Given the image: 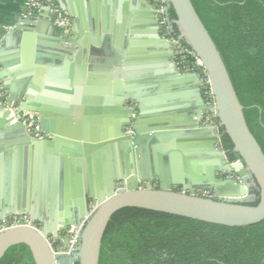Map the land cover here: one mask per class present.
I'll list each match as a JSON object with an SVG mask.
<instances>
[{
    "label": "water",
    "instance_id": "obj_1",
    "mask_svg": "<svg viewBox=\"0 0 264 264\" xmlns=\"http://www.w3.org/2000/svg\"><path fill=\"white\" fill-rule=\"evenodd\" d=\"M121 1L115 0L110 16L108 11L99 9L97 0H56L59 8L73 19L71 30H78L79 36L75 35L73 41L53 31L47 37L37 35L42 55L50 58L48 66L57 65L64 73L79 68L77 94L82 91L81 80L87 73L105 82L113 79L108 86L114 96L108 98L107 105L114 106L107 110L112 115L107 130L88 125L90 111L99 114L101 109L87 105V100L81 98L71 104L65 102L47 122L49 112L44 105L48 100L42 94L45 86L53 83L48 76L40 78L44 69H35L33 77V69L17 67L16 77L10 80L0 71V81L10 99L33 111L40 127H45L51 137L31 136L22 123H10L8 112L1 108L0 133L4 132L7 138L27 140L34 147H47L48 154L56 151L53 146H58L61 161L48 157L45 169L50 172L51 162H55L54 183L64 185L53 195L52 203L44 202L39 210L31 203L34 195L22 190L0 202V222L9 216H26L29 222L0 231V259L9 247L22 243L29 248L35 264H98L102 237L111 215L128 206L228 226L250 225L264 219V153L246 124L243 106L226 66L191 0H167L166 18L172 33L201 59L215 105L208 106L203 100L204 107L191 112L187 130L175 128L160 113L145 106L151 86L144 77L151 61L158 55L163 60L173 56L171 43L161 35L155 5L147 0ZM20 24H34L38 28L36 20L21 19ZM17 28L10 34H15ZM49 28H54L50 22ZM24 36L23 33L21 43ZM5 39L0 41V50ZM152 42L163 43L156 46L158 55L153 53V57L148 45ZM166 48L169 53L163 52ZM13 61L17 66V55ZM121 75L132 77L131 84L125 80L122 85ZM68 84L69 81L64 82L60 88L66 89ZM198 89L200 93L199 86ZM129 100L136 102L135 108L126 106ZM74 111V117H70ZM207 111L216 112L222 133H215L212 124L205 121ZM54 117L57 126L53 124ZM198 133L202 134L200 141L195 139ZM222 134L230 138L240 158L227 159L226 152L218 146ZM186 146L201 154L199 165L185 155ZM74 165L80 177L72 189ZM81 220L84 223L75 255L53 252L48 232L57 236L58 231L78 226Z\"/></svg>",
    "mask_w": 264,
    "mask_h": 264
},
{
    "label": "trees",
    "instance_id": "obj_2",
    "mask_svg": "<svg viewBox=\"0 0 264 264\" xmlns=\"http://www.w3.org/2000/svg\"><path fill=\"white\" fill-rule=\"evenodd\" d=\"M191 2L222 57L246 124L264 153V0ZM170 15L175 18L172 9ZM220 145L229 161L240 158L226 134ZM0 264L35 262L29 248L20 243L7 249ZM98 264H264V219L228 226L123 207L106 226Z\"/></svg>",
    "mask_w": 264,
    "mask_h": 264
},
{
    "label": "crops",
    "instance_id": "obj_3",
    "mask_svg": "<svg viewBox=\"0 0 264 264\" xmlns=\"http://www.w3.org/2000/svg\"><path fill=\"white\" fill-rule=\"evenodd\" d=\"M28 1L29 0H0V41L6 38L5 46L1 47L2 49L0 50V71L5 72L6 78L10 80L11 77H16L14 71H16L17 67V69H33V77L35 75V69H44V73L41 74L40 78L44 79L48 76L51 78V83H53L51 86H45L44 93L42 94L43 97L48 100V104L44 105V108L48 109L47 111L49 112L47 122L51 116L57 114L58 108L63 107L65 102L71 104L74 99L81 98L87 100V105L98 106L101 109L99 114L96 113V111H90L87 115L91 118V121L87 122L88 125H93V127L96 125L98 130H107L111 125L110 118L112 116L108 114L107 110L114 106L113 104L110 106L109 104L107 105L109 101L108 98L114 96L110 89L108 90V86L113 82V79H110L109 82H105L87 73L83 75L84 79L81 80L82 91L77 94V92H75V90H77L75 81L78 79L77 70H79V68L75 67L64 73L60 71V68H56L57 65L54 67L48 66L47 62L50 61V58L47 55H42V51L40 50L42 47L37 43V35L40 34L43 38L50 34L53 35V32L54 34L56 32L62 33L65 39L67 38L68 40L75 41L77 37L75 35L79 36L78 30L74 32L71 30L73 23L68 30L49 28V21L46 18V13H44L42 17L36 19L38 25L37 30V26L34 24L19 25V20L23 19V15L26 12ZM114 2L115 0H97L99 9L101 11H108L110 16ZM121 2L124 1L122 0ZM129 2L130 1H128V3ZM121 8L123 10L125 7ZM16 27H18L15 30L16 33L10 34ZM23 33L25 34L23 39L24 42L21 43L20 39ZM160 44L161 42H152L148 44L151 46L149 47L151 57H153V53L155 56L158 55L157 51L159 50L158 47L156 50V46ZM62 45L67 48L66 43ZM163 52L169 53L170 50L166 48ZM14 55L18 57L17 66L13 61ZM151 62L152 66L144 77L151 86V93H147L145 97V106L153 113H160L162 118H166V121L174 124L176 126L175 128L187 130V128H189L188 124L190 123L191 112L196 109L200 111V109L204 107L203 98L198 89V78L193 73L183 71L174 54L171 57H166L165 60L161 59L158 55L155 57V60ZM51 68H56L55 71L50 72L52 74L49 73L50 70H53ZM131 78L121 75L119 81L124 85L125 80L129 83L132 82ZM68 81L70 84L67 85L66 89L60 88L64 82L67 83ZM6 91L9 96L7 89ZM95 102L98 103L95 104ZM82 106L85 105L82 104ZM75 113V111L72 112L70 117H74ZM36 119L39 120L38 116H36ZM71 121H73V119H71ZM64 122H68L71 125L69 121ZM80 122L82 127H84V120ZM46 123L44 124L46 128H48V124ZM53 124L55 126L58 125L57 118L53 119ZM41 128L49 133L45 127L41 126ZM24 134L26 135V133ZM195 139L197 141L202 140V134H196ZM52 148L56 151H51L50 154H48L47 147H34L27 140L15 136L7 138L4 132L0 133L1 203L5 202L4 199L7 197H15L21 190L34 195V200L31 203L37 210H39L41 204L44 202L52 203L53 195L64 188V185L60 187V184L57 185L54 183L53 170L55 169V162H51L52 167L50 166V172L45 169V165L48 164V157H54L57 158L59 162L61 161L62 156L59 153L60 148L58 149V146H53ZM184 148H186L184 150L185 155L195 160L194 165H199L197 163H199L198 159L201 154L196 151V149H189L187 146ZM73 168L74 174L72 176L73 182L71 187L75 189V180L80 177V175L79 172L75 170V165ZM101 173H104L103 168H101Z\"/></svg>",
    "mask_w": 264,
    "mask_h": 264
},
{
    "label": "built area",
    "instance_id": "obj_4",
    "mask_svg": "<svg viewBox=\"0 0 264 264\" xmlns=\"http://www.w3.org/2000/svg\"><path fill=\"white\" fill-rule=\"evenodd\" d=\"M147 2L155 5L156 17L161 28V35L166 37L171 43V49L174 56L180 63L181 69L185 72H193L200 78L201 96L208 106L214 107V95L210 79L204 69L203 63L196 56L193 50L184 41L179 40L177 34L172 33L170 29L165 13V8L168 4L167 0H147ZM44 13H46V18L56 29L68 30L73 23V19L61 10L58 4H55L54 0H29L23 19L36 20L42 17ZM0 108L8 112V119L10 123H22L31 136L38 139L51 137L50 133L44 131L40 127L33 111L24 109L18 102H14L9 98L1 81ZM205 121L212 124L215 133H221L222 127L215 111H207ZM129 131L130 128L127 127V132ZM218 146L222 149L220 144H218ZM18 217L19 216H9L2 220L0 222V231L16 224L29 223L26 216ZM83 223L84 220H81L78 226L70 225L58 231L57 236L49 238L48 244L51 250L53 252H67L71 255H75L78 249V235Z\"/></svg>",
    "mask_w": 264,
    "mask_h": 264
},
{
    "label": "flooded vegetation",
    "instance_id": "obj_5",
    "mask_svg": "<svg viewBox=\"0 0 264 264\" xmlns=\"http://www.w3.org/2000/svg\"><path fill=\"white\" fill-rule=\"evenodd\" d=\"M126 106H130V107H136V102L135 101H133V100H129V102H128V104L126 105ZM136 112V110H134V113ZM19 218V217H18ZM36 224H40L39 222H36ZM48 237L49 238H51L52 237V235H51V233L50 232H48Z\"/></svg>",
    "mask_w": 264,
    "mask_h": 264
},
{
    "label": "bare ground",
    "instance_id": "obj_6",
    "mask_svg": "<svg viewBox=\"0 0 264 264\" xmlns=\"http://www.w3.org/2000/svg\"><path fill=\"white\" fill-rule=\"evenodd\" d=\"M198 57V56H197ZM199 58V57H198ZM200 59V58H199ZM201 60V59H200ZM202 62V61H201ZM198 77V76H197ZM199 78V77H198ZM200 79V78H199ZM199 87H200V82H199Z\"/></svg>",
    "mask_w": 264,
    "mask_h": 264
}]
</instances>
